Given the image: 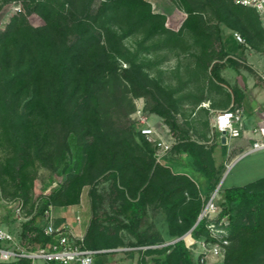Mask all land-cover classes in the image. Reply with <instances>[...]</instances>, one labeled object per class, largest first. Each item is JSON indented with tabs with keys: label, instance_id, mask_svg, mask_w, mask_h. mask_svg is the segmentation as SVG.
Here are the masks:
<instances>
[{
	"label": "trees",
	"instance_id": "trees-1",
	"mask_svg": "<svg viewBox=\"0 0 264 264\" xmlns=\"http://www.w3.org/2000/svg\"><path fill=\"white\" fill-rule=\"evenodd\" d=\"M21 1L20 11L0 33V193L9 203L23 201L25 214L32 217L21 225L19 236L25 246L35 250L51 242L43 229L45 211L79 205L83 189L91 186L93 215L84 238L87 249L123 246L118 234L127 230L135 237L128 247H149L138 250L139 264H197L185 239L152 248L192 230L195 240L223 248L225 264H254L259 260L264 254V177L245 186L226 188L219 217L202 218L195 227L224 176L225 165L218 166L214 157L219 145L227 146L222 144L220 131L216 130L218 142L211 147L186 132L179 136L169 154L180 156L176 164L189 169L180 170L165 157L157 163L155 148L139 131L142 145L131 142L128 135L113 139L102 106V101L111 97L120 99L122 105L131 95L124 113L130 116L135 112L133 98L143 97L146 110L175 121L172 115L179 108L174 92L150 76L147 70L155 64L139 61V51L132 53L125 39L141 35V51L143 44L153 39L157 40L152 45L155 50L176 49L189 33L201 46L204 69L209 68L212 77L222 81V65L211 56L216 54L214 47L220 45L219 55L231 64L236 61L223 51L220 28L208 25L206 12L209 9L219 23L253 44L264 42L257 11L232 0H206L202 6L179 0L186 18L175 32L168 28L166 16L155 13L147 0H100L96 8V0ZM33 15L43 22L41 26L31 23ZM232 41L238 48L245 46L233 36ZM204 125L208 128L209 122ZM135 126H139L137 122ZM172 127L180 129L177 123ZM71 147L73 164L67 163ZM51 163L56 167L65 164L63 172L68 176L49 195L35 196L38 170ZM103 176L112 179L118 194L113 214L100 212L95 199V183ZM150 207L163 211L167 235L159 230L149 233ZM224 218L228 223L221 225L222 233H213L209 226H218ZM188 240L192 242L189 236ZM97 264L106 263L100 258Z\"/></svg>",
	"mask_w": 264,
	"mask_h": 264
},
{
	"label": "rangeland",
	"instance_id": "rangeland-1",
	"mask_svg": "<svg viewBox=\"0 0 264 264\" xmlns=\"http://www.w3.org/2000/svg\"><path fill=\"white\" fill-rule=\"evenodd\" d=\"M152 4L153 11L166 16L167 26L170 30L178 32L186 18V13L180 8L179 0H147ZM231 1V0H230ZM100 0H96L94 7L99 6ZM193 5L201 6L206 3V0H191ZM22 6V1H11L0 0V33L6 29L9 25L12 17L18 11V8ZM19 12V11H18ZM206 19L209 21L208 25H218L220 28L222 46L224 52H226L231 59L236 61V64H231L230 60L222 55H219L220 45L214 47L216 54H211L213 61H219L222 65L220 70V76L222 81H216L211 73L210 69H204L202 62L201 46L196 40L193 39L192 35L185 33L183 36V45L176 49L161 48L153 49L152 45L157 40H150L143 44V50L139 47V42L142 39L141 35H132L125 39V45L131 49L132 53L138 52L139 61L146 59L151 61L154 65L152 69L148 68V73L153 79L159 80V82L167 89V91L174 92V99L178 101V112L172 116L175 117H161L160 115L152 113L150 110L147 111V115L150 117L151 123L158 129L161 135L165 139H168L173 144L178 141V137H182L186 132L188 136L193 139H198L207 146L218 142L216 129H213L214 116L220 112L231 107H239L243 111V105H232L233 102H237L241 92L237 91L240 89L250 99L255 97L254 93L250 90L264 89V79L260 76L261 71H264V42L255 41L253 44L248 43L242 48H238L231 40L232 33L234 30L229 28L223 23H219L214 17L213 13L208 9L206 12ZM30 21L34 26H41L43 22L38 16H30ZM262 25L263 21L261 20ZM149 48V50H145ZM204 60L207 57H203ZM252 63H251V62ZM123 68L127 67V64L120 62ZM258 66L259 68H256ZM260 81H262L260 83ZM251 92V93H250ZM128 100H121L115 97H111L110 100L102 101L103 107H105L106 124L110 130L112 138L117 140L119 138L130 136L131 142L133 141L136 145H142L141 137L138 135L139 127H132L136 122L135 112L142 100L146 105V98L139 97L133 98L135 112L130 116H126L124 113L127 110L129 100L132 96L128 95ZM247 98H243L242 101H247ZM236 106V107H235ZM109 109V110H108ZM116 109L120 111L116 112ZM205 122H209V127H205ZM245 127L248 128L249 132L241 130L238 137H234L230 140L226 147L218 146L215 150L214 157L217 161V165H225L224 176L225 179L222 183L223 190L218 192V199L216 200L219 205V211L211 213L208 217L210 220H216L222 209L220 203L224 199L223 191L226 188L241 187L245 186L261 177H264V150L253 151L254 144L256 142L264 143V125L259 124L250 125L245 120ZM177 123L180 129L175 130L172 124ZM246 128V130H247ZM256 135V136H255ZM257 137V139L255 138ZM208 140V141H207ZM74 148L71 147L68 152V162L74 163L73 156ZM0 156L2 153L0 151ZM179 157L175 153L166 155L165 159L170 160L173 166H180V170H189L185 165L181 163L176 164ZM163 161V160H162ZM237 161V162H236ZM236 162V163H235ZM235 163V164H234ZM232 166L231 168H229ZM65 164L62 166H54L52 163L48 166H40L37 173V180L35 183V196L49 195L53 190H56L65 182L66 174L64 171ZM196 180L203 183L202 178L196 177ZM91 186H86L83 189L81 203L74 207V211L67 212L66 218L69 220L73 227H77L76 223L81 226L84 219H87L86 223H90L93 211L91 207L92 199L90 196ZM95 189L97 195L95 197L99 205V211L105 214H113L116 208L118 194L113 190L112 179L108 176H103L95 183ZM215 193V192H214ZM213 193V194H214ZM219 202V203H218ZM54 207L55 216L60 212L59 209ZM26 213V212H25ZM149 225H152L149 233L161 231L164 235H167L165 216L163 211L160 209L152 208L149 209ZM78 217L79 223H78ZM222 222L228 223V220L224 218ZM22 221H18L12 228L17 235L21 232ZM59 226L62 221H57ZM89 226V225H88ZM87 226V228H88ZM115 228V226H112ZM83 231L86 230V225L83 227ZM85 232V231H84ZM86 234V233H85ZM81 234V235H85ZM119 237L124 242L123 246H119L111 253L104 255V261L106 264H139L141 255L138 252V248L128 247L132 242H135V237L130 234L127 230H120ZM194 239V238H193ZM195 240V239H194ZM175 241V240H174ZM155 245L152 248H162L169 243ZM193 243L189 242L186 237V244L190 248L193 254L194 261L197 264H225L224 257H209L205 263L200 261L203 247L201 241L195 240ZM191 246V247H190ZM149 247H144L147 249ZM113 254V255H112ZM150 261V257L146 258ZM42 262L36 260L34 264H41ZM150 264H153L152 262ZM254 264H264V254L256 260Z\"/></svg>",
	"mask_w": 264,
	"mask_h": 264
},
{
	"label": "built area",
	"instance_id": "built-area-1",
	"mask_svg": "<svg viewBox=\"0 0 264 264\" xmlns=\"http://www.w3.org/2000/svg\"><path fill=\"white\" fill-rule=\"evenodd\" d=\"M234 4L250 7L257 11L261 20L263 21L264 28V0H232ZM21 7L18 8L20 11ZM233 38L242 45H247L246 39L241 33L234 31L232 33ZM136 122L138 123L139 132L141 135L155 148V157L157 163L162 162L163 158L169 154L173 147V143L168 139H165L161 135L160 131L155 128L151 123L150 117L147 115L145 109V102L142 100L141 105L138 106L135 112ZM213 129L226 133L227 141L230 138L238 137L243 129L242 118L240 110L227 109L218 112L213 119ZM222 137V136H221ZM264 150V143L256 142L254 144L253 151ZM218 191H216L202 213V218L209 217L211 213L219 211V206L216 203L218 199ZM12 206L15 216L22 222L29 221L32 217L25 214V205L23 201H16L9 203ZM78 217V223L79 221ZM2 216L0 215V262L9 263L27 259L36 261L42 260L47 264H97V257L101 254L111 253L117 250H90L84 245L85 235H80L75 230L67 225L63 224L56 226V217L54 214V207L46 210L43 216L45 223L44 234L52 238L46 246L38 249L27 248L22 239L14 235L1 225ZM225 222H221L218 226L213 223L209 226L210 230L215 233H222L221 225ZM193 243L192 246L197 243L193 237L188 235ZM186 236V237H188ZM186 237L184 238L186 240ZM216 237V236H215ZM203 252L201 253L200 261L205 263L209 257L223 256V248L219 245H209L206 241H201ZM228 242H225L227 245ZM191 247V246H190ZM138 249H144L138 248Z\"/></svg>",
	"mask_w": 264,
	"mask_h": 264
},
{
	"label": "crops",
	"instance_id": "crops-1",
	"mask_svg": "<svg viewBox=\"0 0 264 264\" xmlns=\"http://www.w3.org/2000/svg\"><path fill=\"white\" fill-rule=\"evenodd\" d=\"M231 38H232V36H231ZM256 68H259V67L256 66ZM260 76H261L262 81H263L264 71H261ZM262 81H260V83ZM250 91L254 93V96L256 95L254 98L253 97H250V99H249V97L247 98L246 95L243 93V91H241L239 89V92H241L240 97L238 98L237 102L232 103V105H235V103H236L237 106L239 104L243 105V107L241 106V108H243V111H241L239 107H236V106L235 107H236V110L238 109L241 111L243 131H246V132H249V130L247 127H245L246 124H245L244 120L247 123H250V125H256V126H258L259 124L264 125V89H259V90L252 89ZM243 98H247L246 99L247 101L246 102L242 101ZM246 128H247V130H246ZM255 138L257 139V137H255ZM231 139L232 138H230L227 141V145L229 144ZM74 207L76 208V207H78V205L77 206H71V207H57L56 209H59L60 212L55 217L57 218V221H59V220L62 221L61 225L67 224V225L71 226L77 234H80V235L85 234L86 230H84L85 231L84 232L82 226L84 227L86 225V229H87V226L89 225L88 223H86L87 219L86 220L84 219L83 223L81 220V226L76 223V226H77L76 228L72 226V224L69 220L65 219L67 212L74 211ZM76 211L78 212L77 208H76ZM0 215L2 216L1 225L4 228H6L7 230H9L10 232H12L14 235H16L17 237L20 238V236H19L20 234L17 235V233H15L14 229L12 228L20 220H18L16 218L12 206L9 205L8 202L2 198L1 193H0ZM15 220H17V222H15ZM100 258H104V256L103 257H100V256L97 257V262L99 261ZM39 261L42 262L41 264H47L46 262H44L42 260H39ZM34 262L35 261H33L32 264H34Z\"/></svg>",
	"mask_w": 264,
	"mask_h": 264
},
{
	"label": "water",
	"instance_id": "water-1",
	"mask_svg": "<svg viewBox=\"0 0 264 264\" xmlns=\"http://www.w3.org/2000/svg\"><path fill=\"white\" fill-rule=\"evenodd\" d=\"M221 140H222V144H223V145H226V144H227V137H226V133H225V132H223V135H222V137H221ZM236 162H237V161H236ZM236 162H235V163H236ZM235 163H234V164H235ZM231 167H232V166H230L229 168H231ZM224 179H225V177H223V179H222V181L220 182V184H219L218 188L216 189V191H218V190L221 188ZM216 191H215V192H216ZM201 220H202V215L199 217L198 222L196 223L195 227L198 225V223H199ZM195 227H194V228H195ZM194 228H193V229H194ZM191 232H192V230H191L190 232H188L185 236H183V237H181V238H179V239H176L173 243H176V242H178V241L184 239L186 236L190 235ZM173 243H169V244H173ZM169 244H167V245H169Z\"/></svg>",
	"mask_w": 264,
	"mask_h": 264
}]
</instances>
